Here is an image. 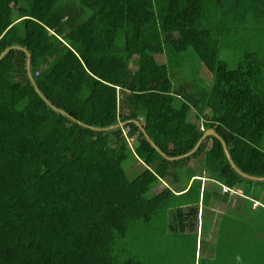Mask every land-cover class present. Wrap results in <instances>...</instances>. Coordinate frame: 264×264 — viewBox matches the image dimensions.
<instances>
[{"label":"trees","instance_id":"1","mask_svg":"<svg viewBox=\"0 0 264 264\" xmlns=\"http://www.w3.org/2000/svg\"><path fill=\"white\" fill-rule=\"evenodd\" d=\"M251 11L264 0H0V264H143L115 254L132 226L170 211L197 230L201 204L203 264H264V46L231 41ZM189 51L201 82L181 79ZM224 187L245 208L207 229Z\"/></svg>","mask_w":264,"mask_h":264},{"label":"rangeland","instance_id":"2","mask_svg":"<svg viewBox=\"0 0 264 264\" xmlns=\"http://www.w3.org/2000/svg\"><path fill=\"white\" fill-rule=\"evenodd\" d=\"M244 6L249 9L250 4L245 3ZM251 12L252 13L247 15L245 19H241L242 26L240 27L239 32H237L238 35L231 41L243 39L247 46H250L253 49H263L264 18L260 19L259 22H256L253 16V11ZM233 21L239 23L238 18H235ZM232 52L235 51L229 48H222L221 58H232L234 55ZM185 55L187 56L185 61H183V66L187 69L184 71V74H182L181 79L196 78L195 80L197 82H201L204 77L203 65L199 62L197 55L193 51H189ZM157 58L160 63L165 62L164 56H158ZM131 67L134 70L136 69L134 64H132ZM196 121L198 120L196 119ZM201 127H203V125H201ZM130 141L133 142L134 140L130 139ZM196 166V161H193L191 167L196 168ZM130 176L131 178L134 177V175ZM203 182L205 183V180L202 181V184ZM165 183H163L157 190L160 191L162 190L161 188L169 186L167 184L168 182L166 185ZM172 188L176 191L181 189L176 186H172ZM226 192L228 193V191ZM246 199L247 198L244 196L242 197V194L240 193L235 195H233V193H223L222 197L218 196L213 205L210 206L211 210H208L209 212L207 213L206 219L209 220V225L207 229L209 226L212 227V222L215 220V216L223 212L225 213L231 204H233L234 207L239 205L238 211L243 210L244 208H241L245 207L247 202ZM255 206H257V203H255ZM200 218L202 219L201 212L199 215V219ZM181 220L182 218H179L178 216L176 218L171 217L170 211H162L149 224H134L128 236L118 243L115 254L120 257V260L127 259L129 255L131 257L135 256L143 264H203L200 260L201 246L206 243L209 244L211 241L207 240V238H205V241L203 240L202 229L200 226V229L197 230L190 229L185 232L181 231ZM188 220H186V222H189ZM259 236L264 238V231H262ZM213 243L214 242L209 245V248L214 247L212 246ZM215 261L214 259L211 260L213 264H215Z\"/></svg>","mask_w":264,"mask_h":264},{"label":"water","instance_id":"3","mask_svg":"<svg viewBox=\"0 0 264 264\" xmlns=\"http://www.w3.org/2000/svg\"><path fill=\"white\" fill-rule=\"evenodd\" d=\"M138 124L141 127V129H143V126L140 123H138ZM210 136H216V137L221 138L214 130L207 131L206 134L204 135V137L202 138V140L197 145L196 149L192 153H190V155L193 154L194 152H196V150L200 147V145L204 142V140ZM154 146H156V145L154 144ZM224 146H225V151H226L228 157L230 158L229 151H228L225 143H224ZM187 156H189V154Z\"/></svg>","mask_w":264,"mask_h":264},{"label":"crops","instance_id":"4","mask_svg":"<svg viewBox=\"0 0 264 264\" xmlns=\"http://www.w3.org/2000/svg\"><path fill=\"white\" fill-rule=\"evenodd\" d=\"M199 179V178H198ZM202 181L203 180H205V183L203 182V185H206L207 184V182H208V180H207V178H200ZM223 193H226V194H230V193H233L231 190H229L228 191V193L226 192V191H224V189H223ZM238 194V193H237ZM234 195V194H233ZM217 196H219V197H222V194H218ZM242 197H243V195H242ZM222 200V199H221ZM248 199H246V201H247ZM256 203H257V206H258V202L256 201ZM242 208H245V207H242ZM208 210H211V209H208ZM200 212H201V215H202V217H203V212H204V207H203V205L201 204V206H200V211H199V215H200ZM212 213V212H211ZM199 215H198V229H200L201 227H202V219L200 218L199 219ZM216 217V216H215ZM199 222H200V225H199ZM199 226H200V228H199ZM199 232V231H198Z\"/></svg>","mask_w":264,"mask_h":264},{"label":"built area","instance_id":"5","mask_svg":"<svg viewBox=\"0 0 264 264\" xmlns=\"http://www.w3.org/2000/svg\"><path fill=\"white\" fill-rule=\"evenodd\" d=\"M202 129L204 128L202 127ZM224 191H229V189L227 187H224Z\"/></svg>","mask_w":264,"mask_h":264},{"label":"clouds","instance_id":"6","mask_svg":"<svg viewBox=\"0 0 264 264\" xmlns=\"http://www.w3.org/2000/svg\"><path fill=\"white\" fill-rule=\"evenodd\" d=\"M204 128V127H203ZM201 129H202V127H201ZM202 130H204V129H202Z\"/></svg>","mask_w":264,"mask_h":264}]
</instances>
